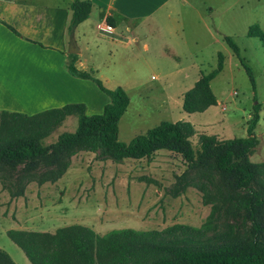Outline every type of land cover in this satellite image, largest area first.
I'll return each instance as SVG.
<instances>
[{"label": "rangeland", "instance_id": "rangeland-1", "mask_svg": "<svg viewBox=\"0 0 264 264\" xmlns=\"http://www.w3.org/2000/svg\"><path fill=\"white\" fill-rule=\"evenodd\" d=\"M91 2V18L72 32L77 35L75 41L81 49L84 69L108 88L121 86L129 96L118 121L120 141L128 142L163 120H182L193 125L195 133L190 141L198 150L200 133L217 139L246 136L252 105L258 102L259 119L253 131L258 143L248 158L252 162L264 161V40L247 34L253 24L264 30V0ZM110 3L118 11L102 22L101 15ZM115 20L122 36L111 35ZM224 36L232 37L238 45L239 56L252 70L254 86ZM219 57L221 69L210 80L215 104L203 111H184V94L195 85L201 72L217 68ZM28 73L21 72L15 84L0 86V111L33 114L44 108L45 102L33 101L30 96L34 94L26 89L34 85L39 94H45L51 84L44 77L54 76L42 66ZM7 78L14 81L11 73ZM81 81L80 100L86 112L100 113L109 97L92 80ZM2 119L0 116V122ZM76 127V115L71 114L50 128L39 140L49 147L48 155L54 151L52 144L58 135ZM48 155L20 162L0 159V205L6 206L4 215L9 219L0 221V248L17 264L31 263L2 227L53 233L58 227L82 224L99 235L121 228L161 230L174 223L199 227L211 210V203L203 202L202 191L191 184L206 181L199 169L213 173L224 194L231 185L229 178L219 179L211 164L196 167L180 153L167 149H159L148 158L121 161L87 150L55 159ZM66 161V170L55 180L49 178V171ZM208 187L213 189L209 184ZM228 223L235 224L233 235L250 238L251 223L242 212L233 217L222 211L216 229L206 233V241H215L214 234L226 231Z\"/></svg>", "mask_w": 264, "mask_h": 264}, {"label": "trees", "instance_id": "trees-1", "mask_svg": "<svg viewBox=\"0 0 264 264\" xmlns=\"http://www.w3.org/2000/svg\"><path fill=\"white\" fill-rule=\"evenodd\" d=\"M92 6L91 0L71 1L69 32L89 16ZM247 34L264 40V30L256 24L248 28ZM224 40L254 86L252 70L239 56L238 45L230 36H224ZM76 57V53H69L65 68L74 77L92 80L109 97L102 111L87 114L85 105L80 102L66 103L33 114L1 110V160L20 162L47 156L49 147L39 140L50 128L60 125L67 115L75 114L76 129L58 135L49 158H61L78 150H87L113 161H121L124 158H148L159 149H167L180 153L185 161L196 167H209L211 164L219 179L229 178L231 185L224 194L216 185L215 175L206 168L199 169L198 173L206 177V181L191 184L202 191L203 202L211 203L207 219L199 227L174 223L161 230L121 228L102 235L82 224L58 227L53 233L8 229L7 236L21 248L30 263L264 264V161L252 162L248 158L258 143L253 131L259 119V103L252 105L246 136L217 139L215 135L200 133L198 150L193 149L190 141L195 133L193 125L182 120H163L145 133L136 134L128 142H123L117 137L118 121L129 103L127 92L121 86L108 88L91 72L78 69L74 65ZM221 62L219 57L215 70L201 72L195 85L184 94V111H203L215 104L210 80L221 69ZM68 162L49 171V178H58L68 167ZM18 194L21 195L22 191ZM222 211L233 217L242 212L251 223L250 238L233 235L235 224L228 223L226 231L214 234L215 241L207 242L205 235L216 229V221ZM0 264L16 263L0 248Z\"/></svg>", "mask_w": 264, "mask_h": 264}, {"label": "crops", "instance_id": "crops-1", "mask_svg": "<svg viewBox=\"0 0 264 264\" xmlns=\"http://www.w3.org/2000/svg\"><path fill=\"white\" fill-rule=\"evenodd\" d=\"M71 1L0 0V86L10 84L7 82H14L13 84H15L19 80L21 72L29 74L28 72H32L36 66L48 69L54 76L44 77L46 82L51 84L49 92L41 95L34 88L36 86L32 84L33 87L25 88L29 94H34L30 96L33 101L45 102L42 110L71 102L81 101L80 103H82L80 100L82 78L70 75L65 68L69 54L67 47ZM117 11L118 8L114 4H108L101 15L102 22L105 21L107 15L114 16ZM91 13L85 20L77 24L75 29L90 19ZM111 25L113 27L111 35L122 36L117 20ZM98 27L101 29V23L98 24ZM81 33L84 34V30L81 29ZM74 37L77 40L75 32ZM131 39L136 40L137 38L132 37ZM145 46L146 44H144ZM76 54L74 65L78 69L86 70L84 69L86 67L85 62L81 59V49ZM7 73L12 74L14 81L8 80ZM11 91L13 90H10V97L14 95ZM28 105L26 104V106ZM5 209L6 206L0 205V221L9 220L8 216L4 215ZM2 228L5 233L8 229H17L13 227ZM7 254L12 258L9 253ZM15 263L17 264V262Z\"/></svg>", "mask_w": 264, "mask_h": 264}, {"label": "water", "instance_id": "water-1", "mask_svg": "<svg viewBox=\"0 0 264 264\" xmlns=\"http://www.w3.org/2000/svg\"><path fill=\"white\" fill-rule=\"evenodd\" d=\"M68 53H78L79 52V47L76 45L75 37L73 32L70 33L69 36V42H68V48H67Z\"/></svg>", "mask_w": 264, "mask_h": 264}, {"label": "built area", "instance_id": "built-area-1", "mask_svg": "<svg viewBox=\"0 0 264 264\" xmlns=\"http://www.w3.org/2000/svg\"><path fill=\"white\" fill-rule=\"evenodd\" d=\"M107 26L111 28V26H110V25H107Z\"/></svg>", "mask_w": 264, "mask_h": 264}]
</instances>
